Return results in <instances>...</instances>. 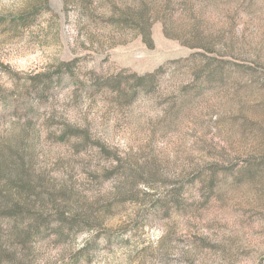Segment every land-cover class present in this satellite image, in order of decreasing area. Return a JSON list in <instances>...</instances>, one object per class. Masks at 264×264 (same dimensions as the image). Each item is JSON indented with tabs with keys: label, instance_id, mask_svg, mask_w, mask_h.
Listing matches in <instances>:
<instances>
[{
	"label": "rangeland",
	"instance_id": "rangeland-1",
	"mask_svg": "<svg viewBox=\"0 0 264 264\" xmlns=\"http://www.w3.org/2000/svg\"><path fill=\"white\" fill-rule=\"evenodd\" d=\"M0 264H264V0H0Z\"/></svg>",
	"mask_w": 264,
	"mask_h": 264
},
{
	"label": "trees",
	"instance_id": "trees-1",
	"mask_svg": "<svg viewBox=\"0 0 264 264\" xmlns=\"http://www.w3.org/2000/svg\"><path fill=\"white\" fill-rule=\"evenodd\" d=\"M69 65V63H67L65 66H68ZM145 78H147V76H145V77H138L137 79L138 80H143V79H145ZM20 205L22 204V203H19ZM26 203H24L23 204V206L25 205Z\"/></svg>",
	"mask_w": 264,
	"mask_h": 264
}]
</instances>
